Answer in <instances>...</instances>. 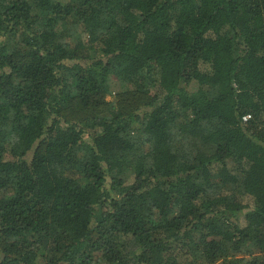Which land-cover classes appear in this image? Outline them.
Returning a JSON list of instances; mask_svg holds the SVG:
<instances>
[{"label":"trees","instance_id":"trees-1","mask_svg":"<svg viewBox=\"0 0 264 264\" xmlns=\"http://www.w3.org/2000/svg\"><path fill=\"white\" fill-rule=\"evenodd\" d=\"M250 225L264 0H0V264H264Z\"/></svg>","mask_w":264,"mask_h":264},{"label":"rangeland","instance_id":"rangeland-1","mask_svg":"<svg viewBox=\"0 0 264 264\" xmlns=\"http://www.w3.org/2000/svg\"><path fill=\"white\" fill-rule=\"evenodd\" d=\"M112 99V97H109ZM246 232L249 234V238L255 247L259 248V252H264V225L261 226H247Z\"/></svg>","mask_w":264,"mask_h":264},{"label":"built area","instance_id":"built-area-1","mask_svg":"<svg viewBox=\"0 0 264 264\" xmlns=\"http://www.w3.org/2000/svg\"><path fill=\"white\" fill-rule=\"evenodd\" d=\"M250 117V115H246V116H244V120L246 121V120H248V118Z\"/></svg>","mask_w":264,"mask_h":264}]
</instances>
